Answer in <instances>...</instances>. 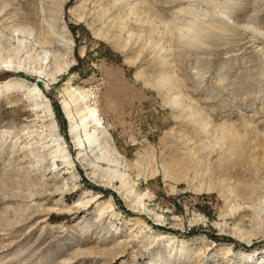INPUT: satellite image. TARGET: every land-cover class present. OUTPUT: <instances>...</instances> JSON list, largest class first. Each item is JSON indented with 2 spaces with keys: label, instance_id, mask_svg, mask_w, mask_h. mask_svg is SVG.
I'll return each mask as SVG.
<instances>
[{
  "label": "rangeland",
  "instance_id": "rangeland-1",
  "mask_svg": "<svg viewBox=\"0 0 264 264\" xmlns=\"http://www.w3.org/2000/svg\"><path fill=\"white\" fill-rule=\"evenodd\" d=\"M68 37L70 50L59 46ZM43 52L70 67L46 71ZM7 59L22 69L0 67V264H264L252 157L242 148L220 163L204 150L229 127L264 142V0H0ZM13 80L36 86L50 117L6 88ZM70 87L94 88L88 104L109 142L86 144ZM50 118L73 184L61 161L50 171ZM29 140L34 155L21 153Z\"/></svg>",
  "mask_w": 264,
  "mask_h": 264
},
{
  "label": "bare ground",
  "instance_id": "bare-ground-1",
  "mask_svg": "<svg viewBox=\"0 0 264 264\" xmlns=\"http://www.w3.org/2000/svg\"><path fill=\"white\" fill-rule=\"evenodd\" d=\"M75 11V9H71L70 13H73ZM177 14L173 15V19L175 20ZM62 32L64 33V36H68V31L65 27L62 28ZM249 40H255L254 37H249ZM61 43L62 44H66L68 45L67 49L70 50L71 46H72V41L69 39H67V42H60V47H61ZM59 55L57 54H53V53H48V52H43L42 55L40 56L39 60L40 62L45 66L46 71L49 70L51 67H53L54 71L58 74H61L63 71L67 70L70 67L71 62H62V63H58L56 62L59 59ZM65 57L68 58V54H65ZM61 56V59L66 61L67 59ZM14 63L10 60L7 59L5 61H2L0 64L1 69L6 70L8 72H14L17 71V69H22L21 64H16L15 66L13 65ZM41 64V67H42ZM25 70V69H24ZM35 72L37 73V75H42L45 71L41 72L38 70H35ZM44 77L46 76L45 74H43ZM6 88L8 89H17L19 92H25L27 93V95L33 99L36 103L34 105H36L33 109V111L37 112V111H41V109H44L45 112L48 113L49 117H50V105L43 103V101H39V94H40V90L34 86V85H28L25 81H20V80H13L10 83H8L6 85ZM68 90L66 91V95L69 99V101L71 103H73L76 115L79 117V121H80V125L81 127L84 129L85 132V142L86 144L90 145H101L100 142H109L107 136L105 135V133H103V131H101V123L100 120L97 117L96 114V109L94 106L88 104L90 101L92 102V100L94 99L93 96V91L94 88H92L91 90H85V91H75V89L73 88H67ZM1 90V89H0ZM32 100V101H33ZM90 100V101H89ZM68 104L63 102V110L66 114V118L69 120L70 122V128H69V133H70V137L72 138V143L75 145L74 146V150L76 151V158L79 159L80 161H86L85 158H83V153L82 150H84V144L83 142H81L78 138V126H76L73 122L72 119V114L70 111V108H68ZM45 117V116H43ZM52 118L45 120V122L47 121H51ZM54 124L51 121V124H49L48 127V133L49 137H50V141L47 144V148L49 149L50 147L53 148L52 152V166L53 169L50 170L52 173H54L57 170V162L61 161L62 164V168H66L67 171L69 172L72 168H73V164L74 161H72L70 159V157H68V154L65 153L64 149L62 148L60 142V137L56 135V130L54 128ZM11 133V132H8ZM21 133V137L26 135L29 137H32L34 139V137H38V133L37 130H32L29 131V129H22L20 131ZM30 134V135H29ZM220 137L216 138L215 142H210V144H208L207 146H205L204 150H207L206 158L211 157L212 155L216 156V159L222 163V162H227L229 160L230 157L234 156V155H240L241 153V149L244 148V151L246 153L247 156L252 157L251 161H253V171L256 174V178L258 180V184H259V188H257L255 186V184H252V187H250V191L247 194V197H253L256 196V201L253 203L249 202V208L250 209H254L255 211H258V209L264 205V170L263 168H261L262 162L264 160V142H248V144L246 142H240V135L237 131H235L234 128H224L220 133ZM261 141L264 140V135L259 136ZM259 139V138H258ZM31 140V139H30ZM30 140L26 143V145H23L22 149L23 151L21 153H25L26 151L30 150L29 155H34L35 153H33L32 151V143H30ZM222 141V144H218L220 141ZM219 141V142H217ZM225 141V142H223ZM250 143H252V146L249 147L248 151H246L245 146L246 145H250ZM254 143V144H253ZM31 145V146H30ZM216 145H219L218 147ZM90 146V147H93ZM259 151V155L262 154V156H260L259 158L255 157L256 154L253 155V151ZM247 152H251L250 155H248ZM261 152V153H260ZM114 154V153H113ZM85 157V156H84ZM257 158L258 162L254 159ZM75 158V159H76ZM59 159V160H57ZM115 163H117V161H115ZM87 166H89L90 168H92V166L88 163ZM261 171V172H260ZM95 169L92 170L91 174L94 175L95 174ZM66 173V172H65ZM70 175H72V178L69 180L72 184L77 180L75 178V176L73 175L72 172H69ZM117 178L120 179V181L122 182V179L120 176H117ZM256 180V181H257ZM70 183V184H71ZM257 184V185H258ZM67 190V188L65 189ZM99 196L96 195V197H92L89 200H86L84 202V205L89 204V203H93L96 200H98ZM255 199V198H254ZM104 207L100 208V210L98 211L99 214L101 216H103V214H105V212L103 211L104 209L108 208V204H103ZM79 207H83V204L80 202H75L72 205V208H79ZM130 239V238H129ZM168 239V237L166 235H160V240H165ZM127 242V241H126Z\"/></svg>",
  "mask_w": 264,
  "mask_h": 264
}]
</instances>
